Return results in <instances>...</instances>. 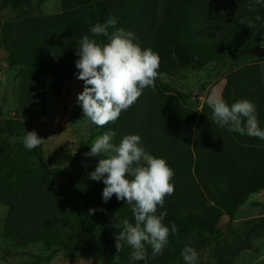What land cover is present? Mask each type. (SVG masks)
I'll return each instance as SVG.
<instances>
[{"label": "rangeland", "instance_id": "obj_1", "mask_svg": "<svg viewBox=\"0 0 264 264\" xmlns=\"http://www.w3.org/2000/svg\"><path fill=\"white\" fill-rule=\"evenodd\" d=\"M0 0V143L8 145L10 177L19 169L35 171L38 167L33 150L23 145L26 131L35 130L45 140L40 145L42 155L52 170H66L76 182L90 179L99 160L103 157L85 156L78 158L71 169L72 161L80 149L91 151L92 142L106 131H114L113 143L118 144L128 134L142 138L144 148L158 151L167 148L169 136L163 131L162 113L156 100V89L164 83L186 94L187 106L201 112L213 88L229 106L244 98L253 102L257 114L264 119V7L255 0H193L200 6L199 26H193L205 38L225 37L249 42L242 49L243 55H229L226 59L214 62L202 70L181 67L173 63L167 73H160L155 80V91L146 88L138 100L128 110L122 111L114 122L117 128L108 129V124L98 127L84 119L78 104V94L83 92L84 82L77 79L78 69L74 72L76 47L68 41H57L45 50L34 55L37 64L31 70L23 66L10 67L9 55L19 33L21 23L34 19L41 26L45 42L54 35L62 33L75 24L95 25V10L92 5L70 11L61 9L60 0H31L24 9L5 6ZM120 8L114 12L117 27L135 33L137 42L150 47L161 56L160 31L165 21V9L174 0H119ZM248 8L247 21L238 24V19H228L236 5ZM251 5V6H247ZM250 7L253 9L250 11ZM259 15L260 20H255ZM249 18L253 26L249 28ZM92 26V27H93ZM91 38L100 42V37ZM24 94V107L21 101ZM21 115L22 125L17 137H9L5 123ZM225 128V127H223ZM180 151L190 160L195 157V136ZM231 144L238 151L252 149L248 137L231 136ZM41 191L52 189L55 192L56 210H51L47 221L50 223L52 240L27 243L25 237L15 240L4 236L5 224L11 210L0 202V264H115L117 254L116 240L110 231L104 230L97 215L100 208L94 201L83 203L70 193L66 197L72 205L68 208L61 203L67 181L60 175L47 177L40 173ZM12 180L8 183H12ZM103 183V180L100 181ZM104 184V183H103ZM106 187V186H104ZM103 193L99 185L96 193ZM13 198V193H6ZM122 212L129 217H121L134 223L131 207L122 202ZM111 218L118 213L103 207ZM94 210V212H90ZM41 213L40 209H35ZM118 224V223H117ZM228 220L221 221L224 232L219 239L208 238L191 241V247L199 254L197 264H264V191L250 196L239 208L233 222V230H228ZM29 226L35 227L33 221ZM58 243L62 245L58 249ZM131 248L124 246L116 264H185L182 256L172 260V248L168 245L158 257L147 251L146 261H131Z\"/></svg>", "mask_w": 264, "mask_h": 264}, {"label": "trees", "instance_id": "obj_2", "mask_svg": "<svg viewBox=\"0 0 264 264\" xmlns=\"http://www.w3.org/2000/svg\"><path fill=\"white\" fill-rule=\"evenodd\" d=\"M253 1V0H248ZM61 9L70 11L83 6L92 5L95 10V24L105 23L110 15L120 8L119 0H60ZM5 6L13 9H24L31 5V0H5ZM251 6V5H247ZM264 10V7H260ZM228 19H238L237 23L247 21L243 5L230 8ZM200 6L193 0H174L166 6L165 21L160 31L162 62L158 71L167 73L173 63L181 67L202 70L211 63L222 61L229 55H243L246 40H230L225 37L205 38L198 34L193 26H199ZM93 23L75 24L66 31L54 35L49 42L44 41L41 26L34 19H27L21 23L19 33L9 55V66H23L27 70L36 67L34 55L45 50L57 41H68L77 48L78 41L88 35ZM111 31V29L109 30ZM101 43L108 39L99 36ZM148 47H143L145 49ZM77 68H74L76 72ZM156 100L162 113L163 131L168 134L167 148L156 152L147 149L150 154L166 160L174 175L171 183L174 184V193L165 197L163 207L157 208V215L167 210L164 224L169 227V243L172 248V260L175 262L182 256L181 252L188 241L208 238L219 239L224 232L221 221L226 218L229 222L228 230H233L236 213L250 196L264 191V140L230 132L212 122L209 117L212 110L207 103L201 112L192 110L187 106L188 96L177 91L167 84L160 83L156 89ZM24 94L21 109L24 107ZM20 113L5 123L6 133L9 137H17L22 125ZM259 126L264 129V119L258 116ZM117 128L112 123L108 129ZM195 136V157L187 160L180 151L186 143ZM231 136L248 137L252 149L238 151L231 144ZM142 146L145 145L142 143ZM87 149H80L77 157L72 161L73 169L80 156ZM34 158L38 165L35 171L22 168L10 177L8 167L10 155L8 145L0 143V202L11 210L5 227L4 236L8 239L26 238L27 243L52 240L50 223L47 217L51 210H56L55 192L52 189L41 191L39 185L40 173L47 177L60 174L66 181L61 203L72 208L66 197L70 193L79 198L83 203L94 201L100 208L97 215L104 230L110 231L114 237L120 229L116 226L122 223L121 217H129L122 212L123 201L115 195L105 203L102 193H96L99 185L105 188L100 181L91 179L82 182L73 181L66 170H52L48 167L41 147L33 150ZM12 183L8 181L12 180ZM130 178V177H129ZM13 193V198H8L6 193ZM107 207L118 214L111 218L103 209ZM40 209L41 213L34 212ZM35 227L30 228L29 221ZM178 227L176 234L171 233V225ZM118 223V224H117ZM58 249L62 245L58 243ZM151 251L150 246H146Z\"/></svg>", "mask_w": 264, "mask_h": 264}, {"label": "clouds", "instance_id": "obj_3", "mask_svg": "<svg viewBox=\"0 0 264 264\" xmlns=\"http://www.w3.org/2000/svg\"><path fill=\"white\" fill-rule=\"evenodd\" d=\"M255 2L264 5V0ZM249 10L253 9L250 7ZM260 19L259 15L255 17L257 21ZM117 23V17L110 15L105 23L91 27L92 37L102 35L107 37V43H98L89 35H84L77 43V79L84 82L77 102L84 119L98 127L114 123L122 111L134 105L146 88L155 91L158 77V54L150 47L142 49L135 33L117 27ZM252 26V18H249V28ZM206 102L212 110L209 119L216 125L264 140V129L259 126L253 102L242 98L229 106L215 88ZM115 136L114 131L104 132L92 142L91 151L85 153L86 157H101L102 154L104 157L90 173V179L103 180L105 203L115 195L118 200L127 202L134 216V223L124 219L116 226L120 231L115 237V264L124 246L132 250L131 261H146V246L151 247L153 257H158L169 243L170 230L164 224L167 210L157 215V208L163 207L165 197L174 193V184L171 183L174 172L166 160L155 157L142 146L139 135H125L118 144L112 142ZM44 142L35 130L26 131L23 137V145L28 150ZM177 232L178 227L173 222L171 233ZM190 245L189 240L181 252L182 258L185 264H197L199 254Z\"/></svg>", "mask_w": 264, "mask_h": 264}]
</instances>
